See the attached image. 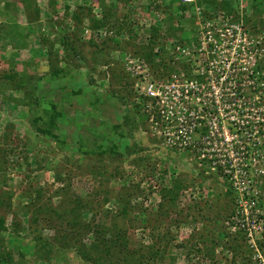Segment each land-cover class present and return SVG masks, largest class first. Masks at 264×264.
I'll return each mask as SVG.
<instances>
[{
    "label": "rangeland",
    "instance_id": "rangeland-1",
    "mask_svg": "<svg viewBox=\"0 0 264 264\" xmlns=\"http://www.w3.org/2000/svg\"><path fill=\"white\" fill-rule=\"evenodd\" d=\"M0 215V264H264V0H0Z\"/></svg>",
    "mask_w": 264,
    "mask_h": 264
},
{
    "label": "built area",
    "instance_id": "built-area-1",
    "mask_svg": "<svg viewBox=\"0 0 264 264\" xmlns=\"http://www.w3.org/2000/svg\"><path fill=\"white\" fill-rule=\"evenodd\" d=\"M207 80L213 81V79H211L209 76ZM162 81H160V83L156 82L157 84L151 81V84H149L147 87V93H144L143 97H141L144 98L145 102L148 104L158 108V114H160V116L165 115V107L168 108L170 106L171 109H173L171 129L173 128L172 134H175V139L173 141L174 143L180 139L185 146L189 147L193 145L200 149V146L197 144L206 141V139L210 137V135L207 134L208 130L209 132H212V129L209 128V123H206L205 121L202 123L194 119L196 112L195 110L198 107H195V104L192 102V100L195 97L199 101L203 99L201 95L197 93V90L200 88L199 85L204 83H201L199 78L185 77L175 73L168 77L165 82ZM203 104L204 103L202 102L201 106L199 107V109L203 111L202 115L200 116H202V118H207L208 110L206 106L202 107ZM217 110L220 111L219 105ZM214 123L215 121L213 124ZM200 126L205 130V133L201 131L203 137L201 139H199V137L197 139H193L191 133L194 130L197 131V129H200ZM207 142V144H210L213 141L209 140Z\"/></svg>",
    "mask_w": 264,
    "mask_h": 264
},
{
    "label": "trees",
    "instance_id": "trees-1",
    "mask_svg": "<svg viewBox=\"0 0 264 264\" xmlns=\"http://www.w3.org/2000/svg\"><path fill=\"white\" fill-rule=\"evenodd\" d=\"M154 40V39H153ZM153 42V41H152ZM153 44L151 43V45H149L148 47H147V50L149 51H147V52H145V54H146V56H147V59H149V60H152V61H155L154 59H155V57L158 55V54H155L154 53V49H153ZM159 56V55H158ZM157 56V57H158ZM162 58V57H161ZM162 60V62H160L159 63V65H158V67H159V69L160 68H163V66L165 65V68L167 69L165 72H167L168 74H171L172 72V74H180L178 71H177V69H176V67H177V65L175 66V64L174 63H172V64H170L169 62H166L165 63V59L164 58H162L161 59ZM176 69V70H175ZM188 70V69H187ZM191 70V69H190ZM190 70H188V71H190ZM163 72H164V70L163 71H161V75L163 74ZM186 73H188V72H186ZM171 74V75H172ZM182 75H186V74H182ZM185 77H190L191 78V75H189V76H185ZM193 77L194 78H199V80L202 82V81H204V80H206L207 78H208V76H200V77H196V76H194L193 75ZM4 226V218L0 215V229L2 228ZM86 227H88L89 228V230L92 228V226L91 225H86Z\"/></svg>",
    "mask_w": 264,
    "mask_h": 264
}]
</instances>
